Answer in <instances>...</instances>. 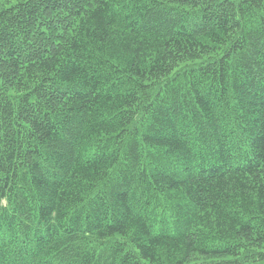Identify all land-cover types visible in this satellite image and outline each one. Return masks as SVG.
I'll return each mask as SVG.
<instances>
[{"label": "trees", "instance_id": "16d2710c", "mask_svg": "<svg viewBox=\"0 0 264 264\" xmlns=\"http://www.w3.org/2000/svg\"><path fill=\"white\" fill-rule=\"evenodd\" d=\"M0 264H264V0H0Z\"/></svg>", "mask_w": 264, "mask_h": 264}]
</instances>
